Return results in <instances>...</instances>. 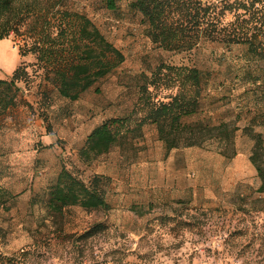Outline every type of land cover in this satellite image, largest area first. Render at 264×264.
<instances>
[{
    "label": "rangeland",
    "instance_id": "1",
    "mask_svg": "<svg viewBox=\"0 0 264 264\" xmlns=\"http://www.w3.org/2000/svg\"><path fill=\"white\" fill-rule=\"evenodd\" d=\"M133 0H69L125 60L76 100L60 97L23 41L0 40V80L24 66L27 80L0 109V254L19 264H264V191L251 155L264 143V61L244 46L205 42L167 50L147 35ZM232 16L228 15L227 19ZM161 64L203 70L207 82L193 120L225 123L232 142L166 152L157 126L144 122V85L155 100L175 90L150 86ZM117 143L91 162L81 157L91 131L106 121ZM264 168V151L256 157ZM65 168L86 184L100 176L108 207L79 204L55 215L49 188ZM106 227L93 237V225Z\"/></svg>",
    "mask_w": 264,
    "mask_h": 264
},
{
    "label": "trees",
    "instance_id": "2",
    "mask_svg": "<svg viewBox=\"0 0 264 264\" xmlns=\"http://www.w3.org/2000/svg\"><path fill=\"white\" fill-rule=\"evenodd\" d=\"M69 0H0V40L12 35L23 41L20 55L33 54L45 69L60 97L78 99L81 94L109 75L124 60V54L85 14L68 9ZM115 9V0H106ZM131 8L147 24V35L167 50H192L205 42L244 46L249 59L264 61V0H133ZM231 15L230 19L227 16ZM28 71L17 67L7 89L27 80ZM164 81V82H163ZM175 90L166 100H155L144 85V122L157 126L166 152L179 147H204L216 137L232 142V131L225 123L211 125L193 120L201 107L207 76L197 67L161 64L150 86ZM15 100V94L0 98L1 112ZM113 121H106L88 135L81 157L91 162L96 155L108 152L117 143ZM251 160L261 178L264 191V168L257 155L264 151L260 134ZM100 176L88 185L63 168L49 189L47 206L55 215L64 208L79 204L86 209L108 207ZM103 223L93 225L81 238L93 237L104 230ZM20 260L0 254V264H19Z\"/></svg>",
    "mask_w": 264,
    "mask_h": 264
}]
</instances>
